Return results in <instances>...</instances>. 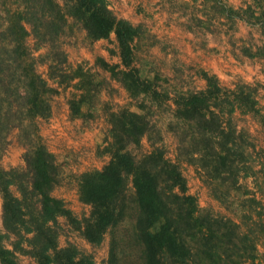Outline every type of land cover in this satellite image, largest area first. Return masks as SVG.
<instances>
[{"label": "trees", "instance_id": "1", "mask_svg": "<svg viewBox=\"0 0 264 264\" xmlns=\"http://www.w3.org/2000/svg\"><path fill=\"white\" fill-rule=\"evenodd\" d=\"M183 1L184 8L191 3L190 20L196 27L213 32L211 26L218 22L228 33L241 21L257 27L264 37V0H240L239 7L224 0ZM110 5V0L0 2V264H18L19 256L35 264H96L92 254L76 245H59L64 231L60 219L96 248L128 211L129 234L120 239L129 238L139 264L254 263L261 253L252 226L263 231L264 204L241 183L255 175L252 143L248 132L237 129L233 116H250L264 130L258 85L237 82L225 88L216 75L198 68L203 89L172 96L158 90L157 77L140 76L134 65L136 44L147 30L116 15ZM75 31L83 33L88 46L114 37L118 63L95 56L93 65L109 73L140 111L105 108L108 127L100 153L109 160L75 175L78 200L88 206L82 216L52 194L61 171L39 127L40 120L52 115L51 98L71 85L79 92L69 102L71 119L87 122L98 110L97 85L90 90L80 85L86 72L69 64L62 47L61 38ZM240 51L248 57L262 53L246 46ZM38 66L45 67L44 74ZM168 101L173 105L169 125L177 138L174 159L167 156L161 132L148 118L152 109ZM13 131L23 148V166L5 168L1 158ZM144 140L149 149L140 152ZM182 163L194 167L209 196L237 213L240 222L199 205L189 192ZM244 220L252 226L242 229ZM108 263L118 264L114 246Z\"/></svg>", "mask_w": 264, "mask_h": 264}, {"label": "rangeland", "instance_id": "2", "mask_svg": "<svg viewBox=\"0 0 264 264\" xmlns=\"http://www.w3.org/2000/svg\"><path fill=\"white\" fill-rule=\"evenodd\" d=\"M1 1L2 0H0V2ZM168 1H173L175 7L180 10L185 11L189 9L190 14H192L191 12L193 8L191 3L190 9V7H183V0L182 3H177L176 0ZM113 3L114 1L112 0V4ZM9 4L10 2H8V5ZM112 10L116 15L120 16L118 9ZM1 21L2 20L0 18V27ZM219 25L222 26L221 24ZM221 28L224 27L222 26ZM212 30L215 31L216 29H214L212 26ZM234 31L225 33L224 28V34L227 38H229L227 39L229 44L235 40L233 38ZM151 36L153 35L146 33L143 39L136 44L137 49L135 51L134 65L139 69L140 76H150V78L156 76L157 89L163 92H168L170 96L175 93L203 89L205 84L203 86L199 82V77L196 75V70L194 67L185 66L183 64L175 65V68L177 69V76L171 79L170 77L166 76V72L169 71L168 68L163 64V62H160V60L156 62L157 56L154 53H152V55L155 56V58L153 59L151 65H144V55L147 58V51L149 47L156 45L157 43ZM28 42L30 45L32 44L31 39H29ZM61 43L64 50L67 52L69 64L73 67L80 65L84 69V72H86V77L83 79L80 85L84 89L90 90L91 85L95 84L99 89L97 94V99L100 102L97 108L98 110L95 113V117L89 119L87 122L77 119L79 120L78 123H75V125L72 124L71 120L74 119H71L69 116V102L79 94L73 85L61 88L60 93L51 98V117L48 120L39 121L40 135L42 140L47 149L56 156V161L61 171L59 185L53 190L52 194L56 197L65 199L68 207L78 216H82L83 214H88V206L82 204L78 200L75 175L93 168H101L109 160V156L107 154L100 153L102 151L101 140L108 127L105 118V108H109L111 110L128 108L135 112L140 111L138 110L137 104H135L127 96L124 89L110 78L109 73L102 71L93 65L95 56H102L107 62L111 64L118 63V57L116 55L117 48L114 37H111L110 41H97L91 46H88L85 44L83 39V33L80 31H75L71 36L62 37ZM242 45H246V47L254 50V52H257L259 49H261V42L257 35L254 37H249L244 41L243 44L234 46L240 51ZM231 51L230 53L232 55ZM40 52H43V50ZM261 52V55H256V63L249 58H245L243 61L240 60L239 62L236 61V63H239L240 65L252 63L264 68V61L262 60L263 50H261ZM38 53L39 52L35 54L37 55ZM38 71L44 74L45 67L38 66ZM241 73V71H236L235 73H230L229 78L218 79L220 85L225 88H232L237 82L246 83L247 80L246 78H242ZM194 76H196V78ZM90 80L91 84L88 83ZM260 99H262V97H259V100ZM259 104L264 110V105H262L260 102ZM81 108L83 111H85L86 104H82ZM172 108L173 105L171 101H168L163 104L162 107L152 109L151 113L148 114V118L151 123L156 125L160 130L167 156L171 159H174L177 138L174 135L172 129H170L171 126L169 125ZM233 121L236 124L237 129L248 132L249 140L252 143V147H249V153L251 155L250 162L253 166L255 175L252 178L250 177L246 178L245 180H241V183L251 190L255 199L264 204V130L260 127L259 123L250 116L236 113L233 116ZM84 130H86V132H93L97 130L99 133L98 140H95L93 135L90 137L83 136L81 133H83ZM9 140L10 143L6 152L1 158V164L5 168L22 167L23 161L21 155L23 153V148L16 142V131H13L10 134ZM148 149L147 142L144 140L143 148L139 151L145 152ZM181 169L183 175L186 178L189 192L197 197L198 203L201 207L210 208L216 215L228 216L235 221L240 222L238 217L239 215L237 213L232 212L231 209L221 206L217 201L209 196L207 188L198 178L193 166L182 163ZM60 221L64 228V231L59 238L60 246H64L67 242H70L76 245L80 250L92 254L96 264H109V251L111 246H114V252L117 256L118 264H139L135 249L132 245H129V238L125 237L124 242L120 239L121 236L129 234V211L127 212L126 218L120 222L113 232L107 233L101 245L96 248H93L87 244L75 231H71L66 225L64 219H60ZM241 226L242 229H247L251 227L252 224L251 221L244 220ZM252 227H254V230L256 231L255 234H257L259 238L258 249L261 255H259L258 259L254 263L247 262L245 264H264V256L262 255L264 252V229L262 231L260 230L259 226ZM112 238H115L114 245ZM18 264L35 263L27 256H19Z\"/></svg>", "mask_w": 264, "mask_h": 264}, {"label": "crops", "instance_id": "3", "mask_svg": "<svg viewBox=\"0 0 264 264\" xmlns=\"http://www.w3.org/2000/svg\"><path fill=\"white\" fill-rule=\"evenodd\" d=\"M110 1L111 9H118L121 17L128 19L135 25H143L147 33L153 35L151 37L157 43L149 47L147 58L145 55L143 57V63L150 66L155 58L152 55L154 53L157 56L156 62L160 60L168 68L169 71L166 72V76L171 79L177 76L175 65L178 64L194 67L195 70L201 68L216 75L218 79L229 78L230 73L232 74L236 71L259 74L255 70L256 66H254V70H246L244 67L242 68V65L236 63V61H243L245 58H249L253 62L256 61V56H245L235 47L243 44L251 36L257 35L259 37L260 31L255 27L238 21L236 23V30L233 33L235 40L229 44L227 42L229 38L226 37L224 28H221L222 26L218 22H214L212 25L216 29L213 32L196 27L189 19L191 17L190 10L183 11L178 9L175 7L173 1L113 0V4L112 0ZM224 1L234 7L241 5L240 0ZM195 16L200 17L201 15L196 13ZM252 52L255 53L254 50ZM194 77L196 78V76ZM260 78L262 80V87L258 89V101L264 105V73H262ZM198 79L201 85L204 86L205 82L201 78ZM259 97H262V99L259 100ZM71 121L75 125L79 120L74 119ZM81 134L86 137L93 135L95 140H98L99 137L97 130L93 132H86L84 130Z\"/></svg>", "mask_w": 264, "mask_h": 264}, {"label": "built area", "instance_id": "4", "mask_svg": "<svg viewBox=\"0 0 264 264\" xmlns=\"http://www.w3.org/2000/svg\"><path fill=\"white\" fill-rule=\"evenodd\" d=\"M261 35V34H260ZM259 35V39H260V42H261V50H263V61H264V38H263V36H260ZM254 66H256L255 67V70H257V73H259V74H248V73H245V72H242L241 73V76H242V78L243 79H245L246 78V80H247V82L246 83H249V84H253V85H258V89H260L261 87H262V80H261V78H260V76L262 75V73H264V70H262V69H264V68H261V66H258L257 64H242V68L244 67L246 70L247 69H252V70H254ZM244 71V70H243Z\"/></svg>", "mask_w": 264, "mask_h": 264}]
</instances>
